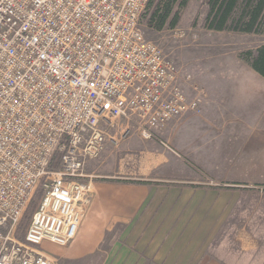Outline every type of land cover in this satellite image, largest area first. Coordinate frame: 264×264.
Returning <instances> with one entry per match:
<instances>
[{"label":"built area","instance_id":"2783aa9c","mask_svg":"<svg viewBox=\"0 0 264 264\" xmlns=\"http://www.w3.org/2000/svg\"><path fill=\"white\" fill-rule=\"evenodd\" d=\"M148 2L0 0V264H55L43 244L68 246L94 182L115 179L85 173L106 142H160L157 131L200 111L205 93L144 35Z\"/></svg>","mask_w":264,"mask_h":264},{"label":"rangeland","instance_id":"374dc122","mask_svg":"<svg viewBox=\"0 0 264 264\" xmlns=\"http://www.w3.org/2000/svg\"><path fill=\"white\" fill-rule=\"evenodd\" d=\"M206 10V0H189L177 26L162 31L149 28L146 9L141 21L146 39L178 67L182 84L193 83L206 96L201 112L157 131L160 142L145 140L180 161V176L188 182L184 185L193 189L187 198L190 217L185 229L172 240L159 229L152 241L147 226L140 230L132 222L111 223L98 249L81 258L60 255L67 246L44 243L55 264H263L264 80L245 57L264 44V35L208 30ZM186 118L191 123H183ZM123 139L118 133L116 142ZM99 159L88 163L86 174L100 175ZM40 191L36 189L31 202ZM163 200L153 199V214ZM30 204L16 233L19 240L31 217L26 221ZM90 210L91 206L83 221ZM246 243L259 245L261 251L244 253Z\"/></svg>","mask_w":264,"mask_h":264},{"label":"crops","instance_id":"0c3cea01","mask_svg":"<svg viewBox=\"0 0 264 264\" xmlns=\"http://www.w3.org/2000/svg\"><path fill=\"white\" fill-rule=\"evenodd\" d=\"M188 121L183 123H191ZM98 162L100 176L115 179L94 182L91 210L75 239L60 255L76 259L92 254L98 249L109 225L115 222H132L140 230L147 226L152 232L149 237L152 241L155 239L152 234L159 229L164 230L165 236L170 235L171 240L185 229L190 217L186 208L187 198L193 189L184 185L188 182L180 176L183 171L180 161L165 153L156 142L142 140L135 133L122 141H107ZM161 196L163 205L153 214L157 209L153 199ZM147 206L150 211L144 215ZM260 249L253 243L242 247L246 254L260 252ZM41 250L47 254L44 246Z\"/></svg>","mask_w":264,"mask_h":264},{"label":"trees","instance_id":"16d2710c","mask_svg":"<svg viewBox=\"0 0 264 264\" xmlns=\"http://www.w3.org/2000/svg\"><path fill=\"white\" fill-rule=\"evenodd\" d=\"M188 1L149 0L146 6L149 28L162 31L177 26L180 10ZM206 7L204 27L208 30L264 35V0H206ZM245 60L264 79V44L259 45L254 53L248 51ZM40 197L41 191L31 202L26 221L34 212Z\"/></svg>","mask_w":264,"mask_h":264}]
</instances>
